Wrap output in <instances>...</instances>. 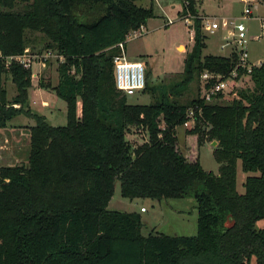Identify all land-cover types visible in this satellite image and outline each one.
I'll return each mask as SVG.
<instances>
[{"label":"trees","instance_id":"16d2710c","mask_svg":"<svg viewBox=\"0 0 264 264\" xmlns=\"http://www.w3.org/2000/svg\"><path fill=\"white\" fill-rule=\"evenodd\" d=\"M136 1L0 0V128L19 114L35 120L27 162L0 165V264H264V227H255L264 218V60L248 74L237 68L236 79L247 74L253 85L230 102H221L223 93L182 101L203 71L227 75L238 55H203L197 0H181V15H192L193 41L179 79L154 84L147 72L142 91L152 100L129 103L114 83L116 45L156 14L153 1ZM28 31L40 35L38 51L62 56L56 84L38 83L64 100L63 126L30 109L31 70L7 61L28 48ZM5 77L15 86L12 98ZM190 109L194 121L185 133L198 147L216 142L217 173L177 149L176 128ZM130 126L147 139L134 146ZM238 160L243 171L256 172L242 193ZM116 179L128 199L193 196L196 234H143L138 212L107 208Z\"/></svg>","mask_w":264,"mask_h":264},{"label":"rangeland","instance_id":"374dc122","mask_svg":"<svg viewBox=\"0 0 264 264\" xmlns=\"http://www.w3.org/2000/svg\"><path fill=\"white\" fill-rule=\"evenodd\" d=\"M144 1L146 0H137L136 3L142 5ZM150 1L154 2L156 14L143 25L141 34L135 37H127L124 47L125 56L130 61L137 60L145 64V74L149 73L148 79H150L151 83L170 85L179 79L178 75L183 70L185 53L192 46V30L190 27L192 20H190V23H187L184 19L179 18L181 15V4L178 0L169 2L166 5L165 3L168 0H147V5ZM245 6H248L252 12L245 20H241L247 29L248 42L246 48L249 59L254 63L264 59V33H261V26L264 24V21H261V17L264 16L263 0H246V2L243 0H197L196 8L201 13L199 14L198 12V14L204 19H214L218 23V28L213 33L204 30L202 27L206 43V47L202 51L203 55L225 54L227 52L228 49H221L220 45L221 43L230 41V21L240 18ZM168 19L172 22L167 23ZM26 36L29 39L28 49L30 53H36L37 55L32 61L33 75L31 76V88L33 87V83L34 87H40L39 80L52 85L56 84L58 79L56 69L59 62L58 55L52 51L51 55L44 57L43 53L45 50L38 51L40 48V35L28 31ZM41 61L45 63V66L40 65ZM34 72H37V74H34ZM3 86L7 90L8 98H12L16 93V89L8 77L4 78ZM247 86H249V82L231 86L229 90H225L223 93L224 98L221 102H230L234 96V91L236 92L238 89ZM31 88L29 89L30 109L44 115L47 121L54 126L65 125L66 104L64 100L59 98L51 88L40 87L43 94L33 92ZM167 91L169 92L168 89ZM197 93L200 96L202 95V83L200 79L193 81L180 99L186 101ZM151 100V95L142 90L127 94V101L129 103L147 104ZM76 110L79 116L81 112L80 98L77 99ZM34 123L35 120L33 118L19 114L10 120L6 127L0 128V165L27 162L29 127ZM192 124L189 125L192 126ZM186 127L183 125L176 128L178 136L177 149L188 160H194L198 156L205 170L217 173L219 164L213 157L212 146L214 145L205 142L198 147L197 143L186 135ZM126 137L135 146L146 140L147 134L140 127L130 126ZM236 169V188L238 192L242 193L244 191L243 183L246 176L256 174V172L243 171L240 160L237 161ZM134 201L148 209V212L141 214L142 230L145 235L147 233L196 234L197 209L193 196L186 195L183 198H168L160 201L151 198L128 199L121 196L120 181L116 179L113 194L107 208L120 211H133L136 208ZM231 223L232 220L228 217L225 220L224 226L227 227ZM255 227L263 228L264 218L257 220ZM252 264H255L254 261H252Z\"/></svg>","mask_w":264,"mask_h":264},{"label":"built area","instance_id":"2783aa9c","mask_svg":"<svg viewBox=\"0 0 264 264\" xmlns=\"http://www.w3.org/2000/svg\"><path fill=\"white\" fill-rule=\"evenodd\" d=\"M246 2V0H243ZM252 14L251 9L248 6H245L242 15L240 18L232 19L230 21L231 26V39L229 43L233 46V51L237 53L238 59L237 63L234 68L230 71L227 75H221L219 73H215L212 71L205 70L200 74V81L202 83V95L200 96L206 101L212 99V97L218 93H224L225 90H229V88L233 85H237L236 79L237 76V68H244L246 69V73L248 74L253 66H259L261 62L257 63H250L248 51L246 48L248 38H247V29L244 23L241 20H245ZM180 19H184L187 23H190L192 20V15L190 13H186L184 15L179 16ZM191 18V19H190ZM203 18V17H202ZM204 19V18H203ZM261 21H264V18H261ZM170 19L167 20V23H171ZM202 27L204 30L213 33L216 28H218V23L215 20H209L205 18L202 20ZM143 25L140 26L137 30L130 31L127 35L125 40L120 41L117 43L116 47H118L119 52L113 56V69H114V83L118 90L127 94H132L137 90H142L145 85V72L146 67L142 61H130L125 56V42L128 36L135 37L142 33ZM261 33H264V24L261 26ZM51 50H46L43 53L44 57L51 55ZM37 55L31 54L29 49L26 48L22 54L10 56L7 61L16 60L23 67L28 68L31 70V76L33 75L32 72V61L36 58ZM59 61L62 60V56L58 55ZM40 65L45 66L43 61L40 62ZM37 74V72H34ZM244 74L242 76H245ZM241 76V77H242ZM37 77V76H34ZM233 88V87H232ZM235 91L233 94L235 95ZM16 106V105H14ZM188 120L183 124L184 126H190L189 124L193 123L194 119V112L190 109L187 113ZM145 207H140V211H144Z\"/></svg>","mask_w":264,"mask_h":264},{"label":"crops","instance_id":"0c3cea01","mask_svg":"<svg viewBox=\"0 0 264 264\" xmlns=\"http://www.w3.org/2000/svg\"><path fill=\"white\" fill-rule=\"evenodd\" d=\"M173 1H176V0H168V2L167 3H165V5L166 4H168L169 2H173ZM179 1V3L181 4V0H178ZM142 6H147V0L146 1H144V4H142ZM161 7H162V5H161ZM162 9V8H161ZM181 11V10H180ZM199 12V11H198ZM179 13V12H178ZM199 14H201L200 12H199ZM264 17V16H263ZM263 17H261V18H263ZM212 20H214V19H212ZM192 34H193V32H192ZM220 48L221 49H223V48H227L228 50H227V52L225 53V54H212V55H223V56H228L229 55V53H231L232 51H233V46H232V44L231 43H229V42H224V43H221V45H220ZM208 55V54H207ZM264 59H261L260 60V62H262ZM131 61H137V60H131ZM249 61H250V63H254L253 61H251L250 59H249ZM259 62V61H258ZM246 82H249V86L251 87L253 84H252V81H250V79H249V76L248 75H245V76H242V77H240V79H238V81L236 82V84L237 85H239V84H245ZM31 90L33 91V92H39V93H41V94H43L42 92V90H41V88L40 87H34V83H33V87L31 88ZM34 101V100H33ZM47 106V105H46ZM183 126V125H182ZM186 127V126H185ZM188 127V126H187ZM190 138H194L195 136H193V135H188ZM211 145H213L212 144V142L210 143ZM109 202H110V200H109ZM108 202V203H109ZM135 202V201H134ZM135 205H136V208H134V210L133 211H136V212H138L139 214H140V216H141V214H143V213H146V212H148V209L145 207V210L144 211H140V207H142V205H139V204H137L136 202L134 203ZM107 207H108V205H107ZM137 207H139L138 209H137ZM144 207V206H143ZM139 210V211H138ZM142 219V218H141ZM145 223V222H144ZM142 233H143V230H142ZM144 234V233H143ZM148 234V233H147ZM177 234V233H176Z\"/></svg>","mask_w":264,"mask_h":264},{"label":"water","instance_id":"95a60500","mask_svg":"<svg viewBox=\"0 0 264 264\" xmlns=\"http://www.w3.org/2000/svg\"><path fill=\"white\" fill-rule=\"evenodd\" d=\"M263 1H264V0H263ZM212 144H213V145H215V144H216V142H215V141H212Z\"/></svg>","mask_w":264,"mask_h":264}]
</instances>
